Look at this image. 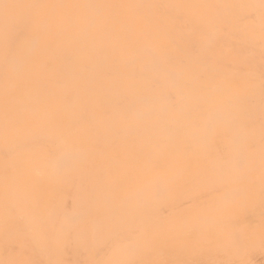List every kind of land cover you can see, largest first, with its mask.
I'll use <instances>...</instances> for the list:
<instances>
[{
    "label": "rangeland",
    "instance_id": "rangeland-1",
    "mask_svg": "<svg viewBox=\"0 0 264 264\" xmlns=\"http://www.w3.org/2000/svg\"><path fill=\"white\" fill-rule=\"evenodd\" d=\"M213 1L0 0V264H264V68L182 38L264 0Z\"/></svg>",
    "mask_w": 264,
    "mask_h": 264
},
{
    "label": "bare ground",
    "instance_id": "bare-ground-1",
    "mask_svg": "<svg viewBox=\"0 0 264 264\" xmlns=\"http://www.w3.org/2000/svg\"><path fill=\"white\" fill-rule=\"evenodd\" d=\"M212 5H214L213 0H208ZM239 3L241 5H244L243 2H240L238 0H229L228 5H226L227 9H233L239 6ZM217 15L220 16L221 22L225 25L228 26L230 25L231 21L229 20V16L225 15L224 12L219 13L216 12ZM185 12H179V15H183ZM246 18H248L247 14H245ZM245 22L242 23L241 25L235 24L233 27L234 29L230 30L229 33H220L217 34L216 38H212L211 36L208 35V28L204 23L202 22V19H198L195 29L200 28V31L195 30V34L193 33L191 36H188L187 33L183 34L184 38L183 40L185 42L190 43L192 42L193 46L196 48L197 47V42L193 40L196 36L201 35L202 37V44L201 47L207 49V51L210 52L211 55H226L228 54H234V55H250V57H246L244 59H239L236 62H231L228 63L229 66H231L233 69H237L238 73L245 68L247 65H255V71L258 73L264 68V56L259 57V56H252V55H264V25H259L253 23L250 19H245ZM258 28H260V32L256 34ZM250 33L256 34L258 37V44L253 43L248 35ZM204 35H206L204 37ZM192 38V39H191ZM212 38V39H211ZM191 39V40H190ZM95 42V45H100V44H107L108 41H103L99 38L91 40ZM112 44V42H108ZM145 43V48L148 49L150 53H156V54H169L170 52V47L163 45L161 42H159L156 39H149L144 42ZM257 46H260L261 48H258ZM125 47V45H123ZM110 49H113V46L109 45ZM179 49L180 46H179ZM198 49V48H196ZM86 51V49H84ZM227 54V55H228ZM84 55V54H83ZM134 55V54H133ZM246 59V60H245ZM245 60V61H244ZM236 63V64H235ZM247 63V64H246ZM258 88L262 87V85H257ZM239 121V118L236 120L234 119V122Z\"/></svg>",
    "mask_w": 264,
    "mask_h": 264
}]
</instances>
